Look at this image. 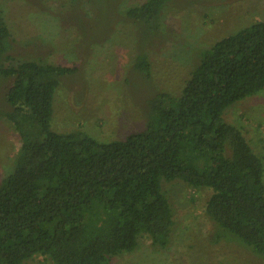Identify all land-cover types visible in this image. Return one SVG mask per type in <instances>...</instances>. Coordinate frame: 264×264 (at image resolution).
Returning <instances> with one entry per match:
<instances>
[{
	"label": "trees",
	"instance_id": "16d2710c",
	"mask_svg": "<svg viewBox=\"0 0 264 264\" xmlns=\"http://www.w3.org/2000/svg\"><path fill=\"white\" fill-rule=\"evenodd\" d=\"M169 1L144 0L125 14L152 35ZM12 49L0 15V79H12L0 117L20 140L0 179V264L35 254L53 264H111L142 235L166 246L174 219L163 182L173 180L210 189L205 213L216 239L230 236L264 257L263 161L222 118L230 104L264 89V19L202 49L181 92L155 94L145 125L110 141L54 130V91L72 68L13 63ZM134 66L148 73L150 62L140 54Z\"/></svg>",
	"mask_w": 264,
	"mask_h": 264
},
{
	"label": "rangeland",
	"instance_id": "374dc122",
	"mask_svg": "<svg viewBox=\"0 0 264 264\" xmlns=\"http://www.w3.org/2000/svg\"><path fill=\"white\" fill-rule=\"evenodd\" d=\"M144 0H0V15L12 36L13 63L34 59L71 67L54 91L51 127L83 130L99 141L125 138L146 122L157 93L178 95L200 52L217 39L264 19V0H170L159 31L145 35L126 9ZM140 54L148 73L136 69ZM11 78L0 79V105ZM224 121L241 128L264 167V89L235 101ZM20 140L0 117V179L13 167ZM174 224L166 246L142 235L137 247L111 264H264L230 236L215 238L205 213L211 193L180 180L164 181ZM22 264H53L35 254Z\"/></svg>",
	"mask_w": 264,
	"mask_h": 264
}]
</instances>
